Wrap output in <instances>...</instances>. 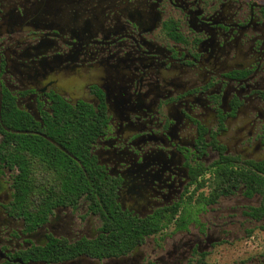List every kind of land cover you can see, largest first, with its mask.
Listing matches in <instances>:
<instances>
[{"label":"flooded vegetation","instance_id":"af4514ba","mask_svg":"<svg viewBox=\"0 0 264 264\" xmlns=\"http://www.w3.org/2000/svg\"><path fill=\"white\" fill-rule=\"evenodd\" d=\"M224 165L237 180L209 203ZM104 201L173 221L94 257ZM255 232L264 0H0V264H210Z\"/></svg>","mask_w":264,"mask_h":264},{"label":"trees","instance_id":"16d2710c","mask_svg":"<svg viewBox=\"0 0 264 264\" xmlns=\"http://www.w3.org/2000/svg\"><path fill=\"white\" fill-rule=\"evenodd\" d=\"M235 172L230 171L226 165L218 166L215 173L214 191L209 196V203L215 201L221 194H229L230 192V182H236ZM244 183L249 184L251 179L244 177L241 179ZM225 185V187H224ZM224 187V190H222ZM70 189H67L69 191ZM74 191V189H71ZM84 192L89 191L83 188ZM27 192L28 189H18V192ZM213 191V192H214ZM105 209L112 214V219L107 220L106 223L109 225L108 236L102 237L101 241L98 242V253L93 254L90 250H85L84 253L90 254L94 257H104L112 256L118 257L120 255H125L130 252L136 245L143 243L146 237L155 235L158 232L169 227L173 221V214L169 217L154 218L146 221L139 220H127L125 217L117 216L114 214L116 206L113 201L102 203ZM180 225L187 224V221L181 220ZM91 247V246H90ZM91 252V253H90Z\"/></svg>","mask_w":264,"mask_h":264},{"label":"rangeland","instance_id":"374dc122","mask_svg":"<svg viewBox=\"0 0 264 264\" xmlns=\"http://www.w3.org/2000/svg\"><path fill=\"white\" fill-rule=\"evenodd\" d=\"M170 229L167 231L169 232ZM239 241L233 246H220L209 253L207 262L210 264H234L245 262L254 255V249L264 251V233L255 232L251 236H240Z\"/></svg>","mask_w":264,"mask_h":264}]
</instances>
